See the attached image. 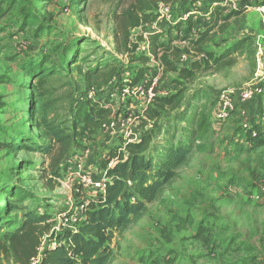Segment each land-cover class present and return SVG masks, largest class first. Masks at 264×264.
Returning <instances> with one entry per match:
<instances>
[{
	"label": "rangeland",
	"instance_id": "rangeland-1",
	"mask_svg": "<svg viewBox=\"0 0 264 264\" xmlns=\"http://www.w3.org/2000/svg\"><path fill=\"white\" fill-rule=\"evenodd\" d=\"M176 1L146 0L151 5L146 13L160 11L163 2L171 5L169 12L173 14L182 4ZM135 3L136 0H0V242L2 233L14 230L27 211L48 216L49 239H58L60 228L74 223L69 220L64 225L63 212L70 208L72 216H79L86 199L92 197L90 190L80 188L75 193L65 184L70 170L64 166L65 161H58L57 145L50 155L30 149L33 143L40 147L48 143L35 127L33 100L44 103L37 117L67 122L86 68L119 59V82L104 96L113 102V116L124 121L128 132L118 140L97 143L95 165L98 167L105 147L114 140L118 143L135 137L133 133L141 135L138 133H142V126L134 114L125 123L137 102L135 98L123 99L119 84L124 76L134 74V60L140 53L131 56L133 61L123 58L115 39L117 16ZM262 5L264 0H223L219 5L221 12H216L219 17L203 48L219 54L235 39L249 36L252 51L237 54L234 64L217 70L196 69L191 80L178 79L175 71L165 70V59L177 68L189 69L193 61L202 60L182 33L172 41L173 51H160L158 60L149 62L151 66L157 62L163 66L155 89L163 93L174 90L176 80L184 88L182 105L165 114L160 125L173 128L175 142L184 139L180 127L185 125L181 119L186 114L185 106L200 105L207 116L206 132L201 138L204 148L190 153L139 219L121 233L108 232L111 257L107 264H264V140L252 144L238 134L243 118L250 119L252 108L264 109V97H256L249 106L235 97L234 108L226 117L221 115L217 99L221 91L264 85ZM224 16L228 19H222ZM156 20L142 24L135 32L131 30L132 42L141 41L140 33L145 28H160L166 23L164 15ZM195 35L192 31L188 36ZM32 69L49 72L42 97L33 87L36 76L28 75ZM147 80L142 77L140 83L145 85ZM135 84L133 80L129 83ZM147 88L143 86L137 97L144 99ZM94 97L101 95L95 92ZM243 109L247 115L241 113ZM158 135L163 139L166 133L158 131ZM155 144L160 147L164 142L155 138ZM88 145L92 156L95 144ZM82 150L70 149L64 158ZM87 168L93 174V166ZM21 169L24 170L20 172ZM0 264L18 263L11 253H0Z\"/></svg>",
	"mask_w": 264,
	"mask_h": 264
},
{
	"label": "trees",
	"instance_id": "trees-1",
	"mask_svg": "<svg viewBox=\"0 0 264 264\" xmlns=\"http://www.w3.org/2000/svg\"><path fill=\"white\" fill-rule=\"evenodd\" d=\"M180 1L185 0H178L175 3ZM196 1L198 0L187 1L184 8L196 11ZM202 1V10L210 12V17L202 25H198V19L192 13L186 20L180 19L173 25H169L167 29L149 35V50L155 61L158 60L160 51L165 53L174 50L172 41L177 39L180 33L184 34L183 39L189 40L194 49L202 55L199 56L202 59L201 62L193 61L190 69L177 68L163 56L168 67L165 70L175 71L180 80H191L196 69L217 70L230 66L235 63L237 54L252 51L253 41L249 36L235 39L219 54L205 50L203 44L208 41L209 32L216 25L219 17L216 12H221L219 5L223 0ZM147 10H151V5L146 0H136L135 4L130 5L117 16L118 24L115 30L117 50L123 58L133 61L131 56L140 53L134 60L137 64L134 74L130 76V82L133 80L139 83L142 77H147L144 87L150 86L152 78L159 74L158 67L161 68V74L163 71L161 63L157 62L151 66L149 62L152 58L135 51L137 44L132 42L130 36L131 30L156 18L155 10L146 13ZM222 19L227 20L228 16ZM173 29L177 30L174 35L171 33ZM192 31L196 33L195 38L188 36ZM119 65L120 60L113 59L97 62L94 66L86 68L83 86L67 122H59L42 115L37 117V113L42 112L44 103L33 100L35 127L40 131V136L48 140V143L42 147L33 143L30 149L50 155L54 146L57 145L60 155L58 161L61 159L65 161L64 166L68 168V162H66L68 158L64 157L69 150L86 148L97 135L103 121L113 114V102L104 94L110 90L113 81L119 82ZM33 74L36 76L37 83L33 86L34 90L37 91L38 97H42L45 94L49 72L29 70L28 75ZM180 80L175 81L177 87L174 90L165 93L153 88L154 96L151 103L141 111H135L134 116L142 126V133L136 141L121 139L101 155L98 169L110 178L105 191L99 193L95 199L90 198L84 205L82 218L75 229L60 233L58 237L63 241L61 244L44 248L41 264H107L111 257V250L107 243L108 232L115 230L121 233L139 219L147 210L148 204L155 201L162 188L175 177L177 170L186 162L190 153L193 150L202 151L204 147L201 138L206 132L207 116L200 105L196 104L192 108H189L188 104L185 106L186 114L181 116L185 125L180 127L185 135L184 139L181 137L175 142L173 128L167 125L164 129L160 125L165 114L175 111L183 103L184 88ZM262 90L263 92L254 96L253 99L261 95L264 97V85ZM95 92L101 97L95 98ZM250 104L251 101L247 105ZM260 109L256 111L252 108L250 111L249 121L255 130V135L251 131H244L242 126L238 129L240 138L252 144L262 143L264 140L262 126L264 109ZM144 126L145 129H143ZM158 131L160 133L165 131L166 135L163 139L161 135H158ZM168 133L171 135L169 136ZM155 138L162 140L164 144L157 147L156 144L154 145ZM110 161L112 165L109 166ZM23 170L21 169L20 172ZM58 171L53 173L57 175ZM47 219L48 216L45 214L27 211L23 215L22 222L14 230L2 233L0 253H11L18 264H28L30 257L36 254L41 237L49 232L51 225L48 224Z\"/></svg>",
	"mask_w": 264,
	"mask_h": 264
},
{
	"label": "built area",
	"instance_id": "built-area-1",
	"mask_svg": "<svg viewBox=\"0 0 264 264\" xmlns=\"http://www.w3.org/2000/svg\"><path fill=\"white\" fill-rule=\"evenodd\" d=\"M186 1V0H185ZM185 1H180L182 2L181 5L176 6L173 14L172 11L169 12V9L171 10L172 7L170 4L168 3H161L160 7V11L155 10L156 13V18L154 19V21L157 18H160L161 16L164 15L166 23L163 24L162 26H160V28H157L156 26H153L151 28H145L143 32L140 33L141 36V41H135V43L137 44V47L135 49L136 52H141L147 56H149L150 58L153 59L152 54L149 50V35L152 33H156V32H161L165 29H167V27L169 25H173L175 22H177L178 20H186L192 13H194L195 18L198 19L199 24L198 25H202V23L205 22L206 19H208L210 17V12L207 11H203L202 7H203V1L202 0H198L196 1L195 5H196V11H191L188 10L187 8H184V4L186 3ZM178 4V3H176ZM175 5V4H174ZM260 11L264 12V5H262L260 7ZM157 21V20H156ZM140 28V26L138 27ZM136 28V29H138ZM134 29L133 31L135 32ZM200 57L202 56L201 54L199 55ZM159 70V74L157 76H154L151 80L150 86H148L147 88V94L145 95L144 99H140L137 96L139 95V92L142 90V87L144 86V84L142 83H136L135 85H129L130 83V76H124L121 80V82L119 83L121 85V96L123 99L125 98H135V101L137 102L136 104H134L135 106V110H133L132 112H130V117L126 118L125 123L126 122H130L132 120L133 114L135 113V111H141L142 109H144L148 104L151 103V100L154 96V90H153V86L156 84L160 74H161V68L158 67ZM146 83V81H145ZM116 84V81H113L111 84V87H113V85ZM110 87V89H111ZM153 90V92H152ZM263 92L262 90V86H244V87H239L236 89H231V90H225V91H221L218 94V101H219V106L221 108V115L223 117H226L228 115V111H230L231 109L234 108L235 105V97H237L240 101L239 103L243 104H248L253 98L254 96L261 94ZM133 102V100H132ZM241 113L243 115H247L246 110L243 109L241 111ZM243 124L242 127L244 129V131H251V133L253 135H255V130L252 128L251 123L248 119L243 118ZM124 126V121H120L118 118H114L113 114L108 117L107 119H105L101 125V128H103L104 130L106 129H115L118 126ZM262 126L264 128V118L262 121ZM135 137H128L127 141H136L138 139L139 136L134 135ZM125 138V136H124ZM91 155V148L89 146H87L86 148H84L79 154L72 156L71 158H68L67 162H68V169L70 170L67 175H66V179H65V184H68L70 187L73 188V191H75V193H79L81 191V189L83 190H90L93 199L98 197V194L101 192L105 191L106 185L107 183L110 181V178L106 177L102 172L100 174H98L97 176L93 175L91 172H89L90 170L87 169V165H86V159H88V157H90ZM109 166L112 165V161L109 162L108 164ZM81 188V189H80ZM81 211H83L80 208ZM70 212V214H69ZM82 212H80V215L77 217L72 216L71 210L70 208L65 210V212H63V220H64V225H66V223L69 220H72L74 223L73 225H70L66 228H60L61 232L64 230H68V229H75L77 224L79 223V221L82 218ZM55 236L58 235V233H54ZM61 241L58 237V239H56L55 237L50 238L49 239V233H45L40 240V243L36 249V254H34L33 256L30 257L28 264H41V254L42 251L44 250V248L46 247H53L56 246L57 244H61Z\"/></svg>",
	"mask_w": 264,
	"mask_h": 264
},
{
	"label": "crops",
	"instance_id": "crops-1",
	"mask_svg": "<svg viewBox=\"0 0 264 264\" xmlns=\"http://www.w3.org/2000/svg\"><path fill=\"white\" fill-rule=\"evenodd\" d=\"M133 110H135V106H132L131 108H130V111L132 112ZM120 121H122L120 118H118ZM134 127V126H133ZM131 128V127H130ZM139 128H140V126H139ZM128 132V127L126 126V127H120V126H118V127H116L115 129H106V130H104L103 128H100V130L98 131V133H97V135L95 136V138L91 141L92 143H94L95 145H94V147H92V156H90L89 157V159H86V165H87V167H89V166H93V169H92V172H93V175H95L96 173H97V171H98V174H100L101 173V171H99L98 170V167L95 165L97 162H98V160H96V156L95 155H93L94 154V148L96 149V148H98V145H97V143L99 144V143H103V142H110L109 140L110 139H116V140H118L119 138L118 137H120L121 135H123V134H126ZM141 134V132L139 131V133H138V135H140ZM133 135H136L135 133H133ZM125 136V135H124ZM116 140H114V142L112 143V145L114 144V143H116L115 141ZM87 146H89V145H87ZM111 146V144L110 145H108L107 147H105V149L107 150L109 147ZM90 147V146H89ZM105 150V151H106ZM88 169V168H87ZM90 171H91V169H90ZM89 200V198L88 199H86V202Z\"/></svg>",
	"mask_w": 264,
	"mask_h": 264
}]
</instances>
